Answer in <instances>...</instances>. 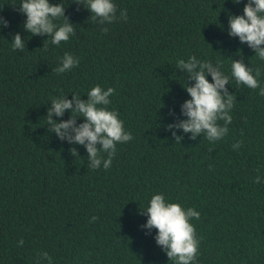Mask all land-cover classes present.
I'll return each instance as SVG.
<instances>
[{
	"label": "trees",
	"instance_id": "1",
	"mask_svg": "<svg viewBox=\"0 0 264 264\" xmlns=\"http://www.w3.org/2000/svg\"><path fill=\"white\" fill-rule=\"evenodd\" d=\"M49 2L63 3L75 28L58 47L25 31L21 0H0L9 25L0 29V264H48L43 252L52 264H175L157 245V230L143 227L155 194L200 213L189 221L199 240L194 264H264V97L231 79L232 61L242 59L253 75L261 69L264 87V61L228 34L229 17L243 15L247 0H112L110 25L93 22L83 0ZM16 34L24 51L12 49ZM65 53L79 65L57 75ZM191 56L219 62L236 96L228 134L215 142L182 130L177 141L167 130L186 119L184 87L192 82L177 62ZM95 86L116 90L108 110L133 137L116 145L107 170L103 162L92 169L83 145L47 126L53 98L87 101Z\"/></svg>",
	"mask_w": 264,
	"mask_h": 264
},
{
	"label": "clouds",
	"instance_id": "2",
	"mask_svg": "<svg viewBox=\"0 0 264 264\" xmlns=\"http://www.w3.org/2000/svg\"><path fill=\"white\" fill-rule=\"evenodd\" d=\"M235 0L234 3H240ZM76 4L82 5L80 0ZM84 7L90 12L91 20L99 24H113L117 20V7L112 0H83ZM19 11L26 16L24 29L31 36H46L49 42L60 46L67 43L71 36L75 35L74 25L65 16L63 3L53 5L49 0H21ZM63 18L62 24L56 21ZM127 10L120 13V19L127 20ZM8 22L0 17V29L8 27ZM107 33L109 29H101ZM229 36L238 38L241 44H246L255 52L259 61H264V0H247L243 8V15L229 17ZM13 51L25 50V42L16 34L11 43ZM79 65V59L69 53H65L58 67L54 69L57 75L71 71ZM177 69L187 74L192 82L186 84L185 91L190 99L181 106V113L186 119L167 126L177 141L182 137L176 135V131L182 130L191 134L190 139L203 135L209 142L223 139L228 134V125L232 123L230 114L236 96L229 94L227 85H230V77L221 71L219 62L213 64L210 61H202L196 56H191L187 61L181 59L177 62ZM249 68L244 61L233 60L231 63V79L235 83L246 86L249 89H259V96L264 97V87L257 77L261 75V69ZM211 76L212 82L207 79ZM115 89L109 87L104 90L100 86L93 87L87 94V101L80 96L73 95V99L67 96L53 98L51 107L47 110V126L61 141L67 140L73 145H83L91 161L90 167L98 169L103 162V168L109 169L116 155V145L123 144L133 139L130 132H125L123 122L118 118L119 113L108 110L111 101L109 97L115 94ZM70 112L67 121L57 122L53 115L62 117ZM82 118L83 123L77 125V119ZM223 121V125L219 122ZM243 141L233 145V149L240 148ZM97 145L101 147L98 149ZM106 153L107 159L100 154ZM71 154L76 156L75 148ZM211 167V166H210ZM255 183H260V177L255 178ZM142 214H146L147 223L143 226L149 232L157 230L155 240L158 246L166 253L170 261L175 264H194L199 250V240L195 227L189 222L191 219H200V213L193 208L185 210L178 203L166 202L163 194H155L151 197L149 206ZM98 217H93L92 221ZM21 239L19 245L23 246ZM48 264H52V258L47 252L38 253Z\"/></svg>",
	"mask_w": 264,
	"mask_h": 264
}]
</instances>
